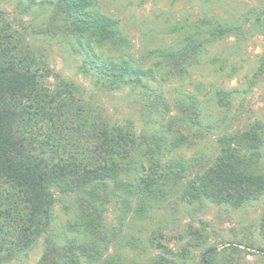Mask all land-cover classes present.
Here are the masks:
<instances>
[{
    "label": "rangeland",
    "instance_id": "obj_1",
    "mask_svg": "<svg viewBox=\"0 0 264 264\" xmlns=\"http://www.w3.org/2000/svg\"><path fill=\"white\" fill-rule=\"evenodd\" d=\"M0 10L48 67L80 88L79 96L95 113L136 134L141 143L135 156L141 162L129 177H120L135 185L151 174L167 179L163 193L148 199L144 211L136 199L125 214L115 197L105 205L103 236L109 243L93 264H154L164 247L180 264H200L210 250L214 264H264V192L239 208L185 197L190 183L219 156L221 138L259 123L264 126V73L257 75L264 69V0H96V10L119 22L124 41L93 38L90 47L52 22L47 7L29 0H0ZM220 25H239L244 33L218 36ZM196 37L204 41L198 63L177 67L178 50ZM93 58L132 78L142 70V83L107 79L98 84V69H89ZM49 81L57 84L53 78ZM155 101L161 102L156 111L151 107ZM192 105H197V122L184 110ZM154 134L163 135L166 144L153 172L144 150L145 136ZM254 165L264 176V146ZM52 193L48 231L32 248L0 264H39L47 240L61 247L78 237L76 194L54 188ZM80 262L89 264L83 257Z\"/></svg>",
    "mask_w": 264,
    "mask_h": 264
},
{
    "label": "trees",
    "instance_id": "obj_2",
    "mask_svg": "<svg viewBox=\"0 0 264 264\" xmlns=\"http://www.w3.org/2000/svg\"><path fill=\"white\" fill-rule=\"evenodd\" d=\"M29 1L49 8L52 22L79 40L80 45L87 42L90 47L93 38L99 42L124 41L119 22L96 10V0ZM218 30V36L244 33L239 25H220ZM203 46L204 41L198 37L185 40L178 50L176 66L198 63ZM95 58L89 69H98L95 75L102 78L98 84L107 79L116 84L142 83V70L137 69V77L132 78L125 70L105 61L100 64ZM263 73L261 67L257 75ZM79 89L48 67L44 56L12 29L0 10L1 263L32 248L48 231L55 204L53 188L63 194H76L78 237L68 239L61 247L47 240L39 264H81L82 257L89 264L96 263L109 243L103 236L105 205L115 197L125 214L136 199L144 211L148 199L163 193L165 175L163 179L161 174L147 175L137 185L120 177H129V171L141 162L135 156L141 142L131 129L112 125L104 114L95 113L79 96ZM159 104L160 101L151 103L154 111ZM195 107L184 110L197 122ZM145 140L148 146L144 152L154 172L160 165L166 140L159 134L145 136ZM219 145L221 151L214 164L190 183L185 197L234 208L259 199L264 192V176L256 172L254 164L264 146V126L259 123L243 132L225 135ZM261 234L264 238V216ZM163 249L154 264H180L174 260L172 250ZM185 252L184 249V259ZM200 264H214L212 250L202 255Z\"/></svg>",
    "mask_w": 264,
    "mask_h": 264
}]
</instances>
